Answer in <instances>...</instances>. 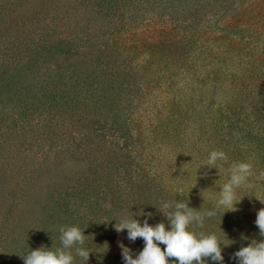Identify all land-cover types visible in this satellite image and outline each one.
<instances>
[{"label":"rangeland","instance_id":"374dc122","mask_svg":"<svg viewBox=\"0 0 264 264\" xmlns=\"http://www.w3.org/2000/svg\"><path fill=\"white\" fill-rule=\"evenodd\" d=\"M133 3L105 19L103 0H0V264L61 247L60 226L84 230L89 259L74 247V264H124L120 244L144 241L116 220L169 226L162 201L216 210L196 231L215 233L223 264L264 239V0L192 25L170 18L183 2ZM213 149L219 169L202 165ZM237 161L254 187L217 208Z\"/></svg>","mask_w":264,"mask_h":264},{"label":"clouds","instance_id":"9594fccd","mask_svg":"<svg viewBox=\"0 0 264 264\" xmlns=\"http://www.w3.org/2000/svg\"><path fill=\"white\" fill-rule=\"evenodd\" d=\"M227 160L224 151L213 149L202 165L219 169L217 162ZM227 172V179L219 186L216 207L235 211V205L241 200L237 201L236 190L254 187L250 180L254 176L253 164L250 161L232 162ZM256 179L264 180V170L260 171ZM158 209L166 217L169 226L163 222L152 226L148 219L141 224L137 219L127 216L116 220L114 228L118 233L126 229L129 241L135 242L137 238L144 241V247L138 254L120 244L124 264H169L170 258H174L173 264H207L208 258L223 264L221 242L215 233L196 231L197 228H203L205 217L216 215V210H196L182 201H162ZM255 224L260 236L264 237V207L257 212ZM59 232L61 247L30 250L21 256L24 264H74V247L75 256L88 261L90 251L83 247L86 237L84 230L78 226H60ZM161 244L165 246L163 249ZM233 258L238 264H264V239L250 240L246 247L242 246L234 253Z\"/></svg>","mask_w":264,"mask_h":264},{"label":"trees","instance_id":"16d2710c","mask_svg":"<svg viewBox=\"0 0 264 264\" xmlns=\"http://www.w3.org/2000/svg\"><path fill=\"white\" fill-rule=\"evenodd\" d=\"M133 1L134 0H103L104 6L102 7V10L105 13V19H109L110 16H123L127 6L134 5ZM235 1L236 0H171V5H174L173 3L175 2L179 4L183 2L190 8H188L189 10L187 11H182L180 14H178V11H173L170 14V18L176 19L178 16H184V20L188 21V24L192 25L203 21L209 13L212 12V14H214V9H218L220 7L225 9L232 3H235Z\"/></svg>","mask_w":264,"mask_h":264}]
</instances>
